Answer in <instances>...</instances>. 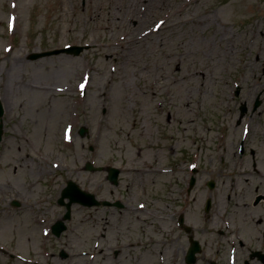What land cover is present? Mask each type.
Returning a JSON list of instances; mask_svg holds the SVG:
<instances>
[{"label":"rangeland","instance_id":"rangeland-1","mask_svg":"<svg viewBox=\"0 0 264 264\" xmlns=\"http://www.w3.org/2000/svg\"><path fill=\"white\" fill-rule=\"evenodd\" d=\"M161 18L166 21L158 29ZM67 44L90 48L28 58ZM262 91L264 0H169L160 11L148 0H0V94L9 127L0 159V246L6 250L0 264H20L15 252L37 264H110L103 255L130 241L129 217L103 205L75 204L61 237L45 234L65 211L56 200L70 178L99 197L115 191L114 197L131 201L162 241L168 237L163 215L174 214L178 227L180 210H189L187 217L202 223L199 209L178 201L189 197L182 188L190 164L198 166V201L211 195L226 206L218 199L231 184L228 174L253 170V149L257 162L264 159V101L252 109ZM200 95L203 103L194 105ZM245 102L249 109L241 116ZM67 125L70 142L63 138ZM81 126L88 128L85 136ZM159 151L158 159L148 156ZM88 161L120 167L118 185L105 171L86 170ZM136 164L144 171L137 174ZM213 178L218 188L207 193ZM218 212L216 224L226 221L225 209ZM201 231L206 243L221 242ZM133 236L142 243L135 253L147 249L140 230ZM167 241L165 259L177 261L175 242ZM222 250L224 264H243Z\"/></svg>","mask_w":264,"mask_h":264},{"label":"bare ground","instance_id":"bare-ground-1","mask_svg":"<svg viewBox=\"0 0 264 264\" xmlns=\"http://www.w3.org/2000/svg\"><path fill=\"white\" fill-rule=\"evenodd\" d=\"M168 1L169 0H148V3H149V6H152V8H155L157 11H160V10H162L163 6H165L166 5V2H168ZM162 78H164V76ZM196 91H198V90H196ZM160 152L161 151H159V152H149V155L148 156H152V157H154V159H158L159 156H160ZM139 155H141V154L139 153ZM146 159H149V158H146ZM135 170L138 173H141V172L144 171V168L141 167V166H137V167H135ZM158 171L159 170H153L152 172L157 173ZM43 173H46V171H44ZM263 212H264V210H263ZM259 220H261V219H259ZM243 239L247 243H250V241L252 239L251 236H248L247 230H245V232L243 234Z\"/></svg>","mask_w":264,"mask_h":264},{"label":"water","instance_id":"water-1","mask_svg":"<svg viewBox=\"0 0 264 264\" xmlns=\"http://www.w3.org/2000/svg\"><path fill=\"white\" fill-rule=\"evenodd\" d=\"M80 49V48H78ZM70 186L67 189L68 192H72V193H77V196L75 198V200H78L82 203H86V204H91L93 197L89 194L86 193H81L77 190L76 187L73 186V184L70 182ZM65 217H70V212L68 211ZM66 228V225L64 224L63 221H59L57 225L54 226V231L59 235L60 232Z\"/></svg>","mask_w":264,"mask_h":264},{"label":"flooded vegetation","instance_id":"flooded-vegetation-1","mask_svg":"<svg viewBox=\"0 0 264 264\" xmlns=\"http://www.w3.org/2000/svg\"><path fill=\"white\" fill-rule=\"evenodd\" d=\"M258 225H260V222H257V224H256V229L259 231L260 227ZM249 228H251V224L249 225ZM238 231L243 232V231H245V228L244 227L238 228ZM260 234H261V232L259 231L257 235H260Z\"/></svg>","mask_w":264,"mask_h":264}]
</instances>
